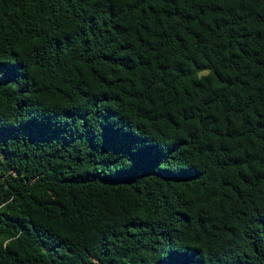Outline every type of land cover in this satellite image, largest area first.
Returning <instances> with one entry per match:
<instances>
[{"label":"trees","instance_id":"trees-1","mask_svg":"<svg viewBox=\"0 0 264 264\" xmlns=\"http://www.w3.org/2000/svg\"><path fill=\"white\" fill-rule=\"evenodd\" d=\"M0 264H264V0H0Z\"/></svg>","mask_w":264,"mask_h":264},{"label":"built area","instance_id":"built-area-1","mask_svg":"<svg viewBox=\"0 0 264 264\" xmlns=\"http://www.w3.org/2000/svg\"><path fill=\"white\" fill-rule=\"evenodd\" d=\"M4 160H5V156H4L3 152L0 151V184L4 181L5 176L8 173L15 174V170L13 168H10V167L5 168V166L3 164ZM0 193H1V185H0ZM3 203L4 202H0V211H1V208L3 206Z\"/></svg>","mask_w":264,"mask_h":264}]
</instances>
